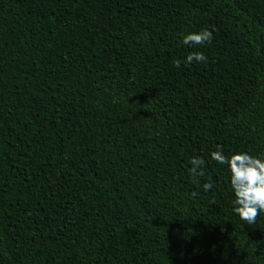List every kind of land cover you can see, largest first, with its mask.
<instances>
[{
  "label": "trees",
  "instance_id": "16d2710c",
  "mask_svg": "<svg viewBox=\"0 0 264 264\" xmlns=\"http://www.w3.org/2000/svg\"><path fill=\"white\" fill-rule=\"evenodd\" d=\"M217 145L264 155V0H0V264H264Z\"/></svg>",
  "mask_w": 264,
  "mask_h": 264
},
{
  "label": "clouds",
  "instance_id": "9594fccd",
  "mask_svg": "<svg viewBox=\"0 0 264 264\" xmlns=\"http://www.w3.org/2000/svg\"><path fill=\"white\" fill-rule=\"evenodd\" d=\"M212 39L213 31L209 29L181 34V43L184 45H203L211 43ZM206 60L207 57L202 52L193 51L186 57L185 62L189 64L203 63ZM180 64L179 59L174 61L176 67H179ZM210 158L220 165L227 166L229 184L234 195V214L248 225L255 224L260 214L264 212V155L253 156L243 151L225 155L222 146L217 145V149L210 153ZM189 163L192 167L188 171L192 177L204 176L205 160L202 157H192ZM211 188V183L203 184L205 192ZM192 195L197 194L193 193Z\"/></svg>",
  "mask_w": 264,
  "mask_h": 264
}]
</instances>
